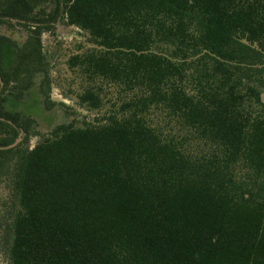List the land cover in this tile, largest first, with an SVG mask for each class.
<instances>
[{
  "label": "trees",
  "instance_id": "obj_1",
  "mask_svg": "<svg viewBox=\"0 0 264 264\" xmlns=\"http://www.w3.org/2000/svg\"><path fill=\"white\" fill-rule=\"evenodd\" d=\"M64 80L95 115L42 132ZM20 134L6 264H264V0H0V147Z\"/></svg>",
  "mask_w": 264,
  "mask_h": 264
},
{
  "label": "rangeland",
  "instance_id": "obj_2",
  "mask_svg": "<svg viewBox=\"0 0 264 264\" xmlns=\"http://www.w3.org/2000/svg\"><path fill=\"white\" fill-rule=\"evenodd\" d=\"M17 36L20 40H23L25 37L24 33H19ZM82 38L79 35L78 31L72 27L59 24L53 35L45 34L43 36V43L47 51L53 54V70L54 77L57 79H65L67 76L66 66H65V55L68 52V46L73 44L76 41H81ZM67 83L62 81V84L55 88L52 93V99L56 102H64L67 106H70L73 109H67L66 107L56 106L50 110L45 109L36 105L32 112L36 117L38 122V128L42 132H49L55 126L70 121L73 117L82 118L83 116L95 115V112H88L86 110L77 109L76 103L73 100L65 99L64 92L68 90ZM34 101V100H33ZM35 102V101H34ZM71 111H74L75 114H72ZM37 141L36 138L32 140V144H35ZM7 196L5 191H0V201ZM0 264H6L5 255L0 250Z\"/></svg>",
  "mask_w": 264,
  "mask_h": 264
},
{
  "label": "water",
  "instance_id": "obj_3",
  "mask_svg": "<svg viewBox=\"0 0 264 264\" xmlns=\"http://www.w3.org/2000/svg\"><path fill=\"white\" fill-rule=\"evenodd\" d=\"M22 135H23V134H20V136L18 137V139H17L13 144H11V145H9V146H6V147H0V150H1V149H11V148L16 147V146L21 142V140H22Z\"/></svg>",
  "mask_w": 264,
  "mask_h": 264
}]
</instances>
